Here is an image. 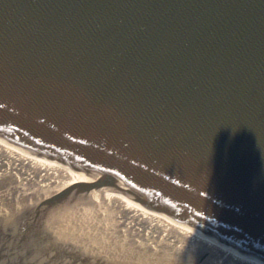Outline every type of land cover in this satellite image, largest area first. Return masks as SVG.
I'll return each mask as SVG.
<instances>
[{
    "label": "water",
    "instance_id": "95a60500",
    "mask_svg": "<svg viewBox=\"0 0 264 264\" xmlns=\"http://www.w3.org/2000/svg\"><path fill=\"white\" fill-rule=\"evenodd\" d=\"M0 139L79 176L0 185V264H88L99 189L264 261V0H0Z\"/></svg>",
    "mask_w": 264,
    "mask_h": 264
},
{
    "label": "bare ground",
    "instance_id": "6f19581e",
    "mask_svg": "<svg viewBox=\"0 0 264 264\" xmlns=\"http://www.w3.org/2000/svg\"><path fill=\"white\" fill-rule=\"evenodd\" d=\"M0 149L20 160H28V167L32 168V175L29 176L32 179L22 182H27V188L38 186L39 189H46L79 179L78 174L59 161L38 156L2 139ZM94 201L84 203L83 208L88 214V226L94 225L92 232L95 231L94 234L104 241L111 240L102 247L106 252L108 248L113 250L112 254L106 255L107 264H125L127 260L130 264H151L152 260H164L165 255L169 257L170 264H206L211 259L212 264H264L258 257L228 247L161 210L142 205L117 190L99 189L94 193ZM9 204L13 206L14 202L9 201ZM89 211L99 220L98 227ZM84 220L82 218L78 222L88 230L87 221ZM94 251L93 246H85V252L90 255L94 256ZM200 255L204 256L201 262L198 260Z\"/></svg>",
    "mask_w": 264,
    "mask_h": 264
},
{
    "label": "rangeland",
    "instance_id": "374dc122",
    "mask_svg": "<svg viewBox=\"0 0 264 264\" xmlns=\"http://www.w3.org/2000/svg\"><path fill=\"white\" fill-rule=\"evenodd\" d=\"M30 172H32V168H31V166L28 167V160L27 159L20 160L19 158L14 157L11 154L7 153L5 150L0 149V185H1L2 190L4 188L8 189L7 193L10 194L8 196L16 198L17 193L20 190L24 189L25 185L27 183V182H25L23 184L22 182H24L25 180H29V179L31 180L32 179V176H29V175H32ZM41 175L42 174H40V176ZM1 177L3 179H1ZM12 188H15L14 191L12 190ZM36 189H38V188H36ZM95 202L96 201L93 200V203H95ZM89 215L91 216V219L94 221V223L97 224V227H98L100 225V222L97 219L96 215H94L90 211H89ZM83 231H84V227L82 229V232ZM92 231L93 230H91L89 228L87 231V233H89V234L87 236H85L84 242L80 243L81 251H83V250L85 251V246L86 247L93 246V247H96V249L98 250V248H100L101 246L104 247V245H103L104 243H107V241H109V239L106 241H103L101 238H99L98 236H96L94 234V233H96L95 231H94V233ZM84 253H86V252H84ZM88 257L90 260L88 264H107V262L105 263V260H104V258L106 257L104 252H102L100 254V256L98 258V262H96L95 258L92 255H90L89 253H88ZM100 259H103L102 262L100 261ZM212 262L213 261L211 259V262L210 263L207 262L206 264H212Z\"/></svg>",
    "mask_w": 264,
    "mask_h": 264
}]
</instances>
